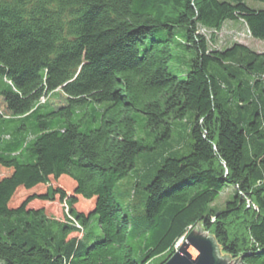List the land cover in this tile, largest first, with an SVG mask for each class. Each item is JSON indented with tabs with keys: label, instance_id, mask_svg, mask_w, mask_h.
I'll return each mask as SVG.
<instances>
[{
	"label": "trees",
	"instance_id": "obj_1",
	"mask_svg": "<svg viewBox=\"0 0 264 264\" xmlns=\"http://www.w3.org/2000/svg\"><path fill=\"white\" fill-rule=\"evenodd\" d=\"M234 20L264 39V9L243 0H0V122L34 121L29 140L0 134L1 264H163L196 225L264 264V54L199 31ZM188 112V149L144 174L131 219L115 188L153 149L136 116L159 140Z\"/></svg>",
	"mask_w": 264,
	"mask_h": 264
},
{
	"label": "rangeland",
	"instance_id": "obj_2",
	"mask_svg": "<svg viewBox=\"0 0 264 264\" xmlns=\"http://www.w3.org/2000/svg\"><path fill=\"white\" fill-rule=\"evenodd\" d=\"M243 2L251 9H264V3L259 0H243ZM199 31L205 36L208 41V46L211 48L223 49L232 43H239L247 46L254 52L264 54V39L251 37L246 25L241 20L225 21L217 32L203 28ZM156 34L157 32L153 31L150 35L151 38H156ZM190 55L189 52L178 49L176 51V56L178 57L170 64V71L177 74V69L187 70ZM3 85H5V80L0 75V87ZM102 105H104V103H99L97 104V107ZM143 119L144 116L141 114L136 116V135L143 137L145 142L153 149L140 154L136 158L134 168L128 173V175L118 182L115 188L116 201L131 219L139 218L144 214L142 204L144 191L141 188L146 181L143 178L144 174L149 173L148 171L152 174L161 162L162 156L167 152L171 150H177L181 153L186 152L189 143L191 142L189 132L193 120L192 112H188L181 120L171 121L170 134L167 139L160 138L159 140H156L155 138L158 137V135L155 133H147L146 128H143ZM33 122L32 117L23 120L15 118L13 120L0 122V134L3 132H9L13 136V139L24 137L29 140L31 137ZM82 126L83 124L81 125V128ZM91 126L95 127L97 126V123L93 122ZM232 192V188L223 189L211 204L212 208L215 210L222 209L225 201L231 198L230 196ZM57 218H61V216H58ZM85 230L95 235L99 234V229L96 226V218H93L90 221V224ZM184 236L180 237L173 245V252L178 249Z\"/></svg>",
	"mask_w": 264,
	"mask_h": 264
},
{
	"label": "water",
	"instance_id": "obj_3",
	"mask_svg": "<svg viewBox=\"0 0 264 264\" xmlns=\"http://www.w3.org/2000/svg\"><path fill=\"white\" fill-rule=\"evenodd\" d=\"M163 264H246L219 253L216 241L200 226L190 229L183 241Z\"/></svg>",
	"mask_w": 264,
	"mask_h": 264
},
{
	"label": "bare ground",
	"instance_id": "obj_4",
	"mask_svg": "<svg viewBox=\"0 0 264 264\" xmlns=\"http://www.w3.org/2000/svg\"><path fill=\"white\" fill-rule=\"evenodd\" d=\"M44 98V97H43Z\"/></svg>",
	"mask_w": 264,
	"mask_h": 264
}]
</instances>
